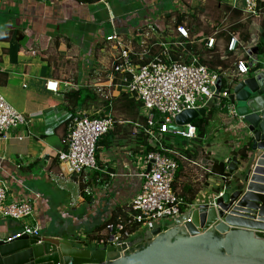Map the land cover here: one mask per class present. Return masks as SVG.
Returning a JSON list of instances; mask_svg holds the SVG:
<instances>
[{
	"label": "crops",
	"instance_id": "1",
	"mask_svg": "<svg viewBox=\"0 0 264 264\" xmlns=\"http://www.w3.org/2000/svg\"><path fill=\"white\" fill-rule=\"evenodd\" d=\"M177 25L187 29V38L176 32ZM113 32L134 52L135 65L164 50L183 62L196 57L219 73L221 88L227 79L222 72L233 74L238 57L251 68L264 56V51L253 55L264 43V4L252 16L244 12L243 0H2L0 94L27 123L0 139V182L7 186L5 203L27 200L34 211L23 220L0 215V239L18 232L25 222L35 224L41 236L99 237L105 234V223L139 192L147 169L139 136L146 134L157 145L165 133L147 134L153 128L142 103L125 87L127 75L112 70L117 49L105 37ZM232 36L242 47L234 53L226 50ZM206 37L214 38L212 47L206 46ZM244 76L235 73L233 82ZM46 80L58 81V91L46 90ZM78 90L85 96L81 102L65 96ZM214 101L199 107L205 108L202 117L210 125V138L192 122V147L167 145L177 153L173 188L185 205L178 218L163 228L157 225L161 232L179 223L187 209L208 203L221 191L214 189L219 184L214 180L233 176L227 173V158L244 165L235 153L246 141L239 121L236 125L230 108L221 106L223 100ZM130 102L132 117L126 111ZM77 113L111 117L113 126L97 144L98 169L72 175L62 171L58 153L66 148L68 117ZM149 235L135 233L131 243L140 247Z\"/></svg>",
	"mask_w": 264,
	"mask_h": 264
},
{
	"label": "built area",
	"instance_id": "2",
	"mask_svg": "<svg viewBox=\"0 0 264 264\" xmlns=\"http://www.w3.org/2000/svg\"><path fill=\"white\" fill-rule=\"evenodd\" d=\"M263 4L264 0H243V10L249 15H258L260 6ZM175 30L181 37H188L187 29L183 25H177ZM105 40L113 43L117 49L112 60V70L127 75L124 77L127 91L143 105L147 124L153 128L145 130L149 136L172 132L185 138H193L196 129L192 123L183 125L181 130L172 131L169 130V125L183 110L197 109L214 100H223L224 104L230 108L231 117H237L230 99L233 95L234 74L244 75L248 72L250 65L244 57L236 59L233 74L228 75L227 72H222L221 75L227 78L226 86L223 88L222 85L218 88L217 82L221 81L219 73L199 63L196 57H193L191 61L183 62L172 58L164 50L160 56L135 65L131 61L134 52L126 45H122V40L117 33L107 35ZM239 42L236 36L230 37L226 50L234 53L241 49ZM205 44L207 47H212L214 38L206 37ZM251 60L255 61L252 57ZM44 86L48 91H58V81L46 80ZM238 120H235L236 125ZM26 123L25 116L16 111L0 94V139L11 130ZM112 126L111 117L71 114L67 121L66 148L58 153L62 171L80 175L98 169L95 157L97 144ZM144 161L148 169L141 174L143 181L139 192L121 214L105 223V234L96 238L88 237L86 234H80L79 237L91 238L101 247L113 245L122 248L124 245L125 247L119 251L120 255H124L137 248L131 243L135 233L147 231L150 234L148 239H153L151 232L156 229L160 220L175 219L182 214L184 200L173 188L178 169L177 153L167 145L158 143L157 149L145 152ZM222 176L224 178L225 175ZM6 191V184L0 182V215L14 220H23L33 214L34 208L30 201L19 200L5 203ZM220 195L222 191H218L213 197ZM212 198L208 203L212 201ZM23 234L38 236L39 228L35 224L25 222L18 232L4 240L10 241ZM78 241L84 240L78 238Z\"/></svg>",
	"mask_w": 264,
	"mask_h": 264
},
{
	"label": "water",
	"instance_id": "3",
	"mask_svg": "<svg viewBox=\"0 0 264 264\" xmlns=\"http://www.w3.org/2000/svg\"><path fill=\"white\" fill-rule=\"evenodd\" d=\"M232 91L246 137L242 163L249 162L226 159L233 176L218 187L222 195L187 209L179 223L164 232L156 228L153 239L124 255V245L82 248L64 238L23 234L0 239V264H264V56L233 82ZM204 113L183 110L169 130H181Z\"/></svg>",
	"mask_w": 264,
	"mask_h": 264
},
{
	"label": "rangeland",
	"instance_id": "4",
	"mask_svg": "<svg viewBox=\"0 0 264 264\" xmlns=\"http://www.w3.org/2000/svg\"><path fill=\"white\" fill-rule=\"evenodd\" d=\"M225 110H227V107H224ZM204 128L205 132H206V137L210 138V133H211V128H210V125L209 123H207V121H205L203 123V125L201 126ZM214 142V141H213ZM162 143L165 144V145H173L174 147H180L182 149H186L188 148L189 146L192 147V145L195 143V140L192 138H185V137H182L178 134H175V133H172V132H167L164 134V137L162 139ZM203 143H206V141H204ZM243 143H245V141H243ZM200 145V143H198ZM220 149H223V146L222 147H219ZM97 153H98V149H96V152H95V157L97 158ZM249 162L248 161H244V164L247 165ZM214 182H219V184L217 186H215L214 189L220 187L224 181L221 179H216L214 180ZM232 183V182H231ZM213 189V190H214ZM215 191V190H214ZM185 210V208H184ZM172 219L171 218H165V219H162L159 221V224L161 225V228H163L165 226L166 223L170 222ZM72 231V229L70 230V232ZM70 234H73L72 236L70 235L69 236V239L70 241L73 243L74 246H83V247H87V248H98L100 247V245L97 243V241H94L92 240L91 238L90 239H85L86 237L85 236H81V237H78L79 234L78 233H70ZM75 238H79L81 240H84V241H76ZM85 244V245H83Z\"/></svg>",
	"mask_w": 264,
	"mask_h": 264
},
{
	"label": "trees",
	"instance_id": "5",
	"mask_svg": "<svg viewBox=\"0 0 264 264\" xmlns=\"http://www.w3.org/2000/svg\"><path fill=\"white\" fill-rule=\"evenodd\" d=\"M88 1H92V0H88ZM258 51L259 52H263L264 51V43H262V45H259L258 46ZM223 86H226V83L225 82H223ZM82 92H81V90H78V91H72V92H69V93H66L65 94V96L66 97H71L72 98V100H74V99H77L78 101H83L84 100V95L82 96V94H81ZM217 101H214V104L216 103ZM129 104V103H128ZM127 106V105H126ZM215 106V105H214ZM222 107H225L226 105L224 104V103H222V105H221ZM217 106H215V108H216ZM126 111H128L129 112V114H130V116L132 117L133 116V113H134V105L133 104H131V102H130V104H129V106H128V109L126 110ZM204 119H203V117L201 116L200 118L199 117H197L194 121H193V123L195 124V125H197L198 127H199V129L198 130H200L201 131V129H202V124L204 123ZM140 138V140H141V143H142V145H143V151L144 152H148V151H150V150H155V149H157V145H156V143L155 142H153L151 139H149L147 136H146V134L144 135H140L139 136ZM235 153H238L240 156H241V158H245V155H246V150H245V148L243 147V148H241V149H239L238 151H236ZM212 169V171L214 170V169H216L215 167L214 168H211ZM221 174H224V175H226V173H225V171H224V167H223V165H221V166H219V170H218Z\"/></svg>",
	"mask_w": 264,
	"mask_h": 264
}]
</instances>
